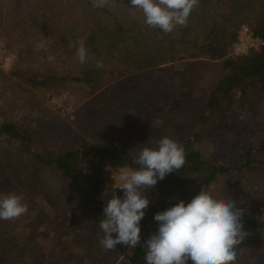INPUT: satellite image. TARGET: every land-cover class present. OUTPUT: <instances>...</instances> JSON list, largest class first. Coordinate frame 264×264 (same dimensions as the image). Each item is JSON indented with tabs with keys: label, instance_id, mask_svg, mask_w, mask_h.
Masks as SVG:
<instances>
[{
	"label": "rangeland",
	"instance_id": "1",
	"mask_svg": "<svg viewBox=\"0 0 264 264\" xmlns=\"http://www.w3.org/2000/svg\"><path fill=\"white\" fill-rule=\"evenodd\" d=\"M239 1L247 3L252 14L256 12L255 1ZM102 8L93 7V0H0V58L4 50L10 57L0 62V120L27 131L33 148L43 154L74 149L102 137L136 154L145 146L155 147L162 137L178 142L192 128L187 110L202 108L204 97L222 75L221 61L207 60L205 67H198L192 93L182 92L178 75L190 69V60L143 68L120 46L107 49L110 42L105 40L94 44L98 26L108 30L116 21L144 17L142 10L130 6V0H108ZM103 38L111 39L104 33ZM81 42L88 52L85 64L76 55ZM94 46H100L98 53ZM97 61H102V68H96ZM89 68L93 87L64 77ZM48 74L64 80L45 90L27 82L29 76ZM135 77L140 80L134 81ZM61 92L67 93L72 104L70 112L48 100ZM243 102L236 115L223 116L203 130L192 148L214 162L241 164L245 142L264 139V93L249 91ZM16 148L0 136V195L22 194L29 210L15 220H0L2 264L122 262V254L105 251L99 244L102 237L91 224L96 215H88L93 205L83 201L81 179L64 184L53 169L30 161ZM200 178L185 177L180 190L194 194ZM237 178L231 185L227 176L219 177L207 191L218 199L223 187L236 190L232 199L235 195L239 201L250 199L252 213L264 218V167H247ZM64 186L71 197L66 198L63 191L55 203L52 193ZM28 198L33 199V207ZM255 235L248 234L237 246L235 264H264V237Z\"/></svg>",
	"mask_w": 264,
	"mask_h": 264
},
{
	"label": "trees",
	"instance_id": "2",
	"mask_svg": "<svg viewBox=\"0 0 264 264\" xmlns=\"http://www.w3.org/2000/svg\"><path fill=\"white\" fill-rule=\"evenodd\" d=\"M253 1L256 2L254 14L250 12L251 9L247 10V3L243 1L199 0L198 5L188 17L187 25H178L170 33H165L158 27H149L143 17V19L135 18L129 22L116 21L108 30L104 26H98V32L92 36L94 44L103 43L105 40V42H110L106 45L107 49L120 46L121 49L128 50L129 57L143 68L159 67L179 60H190L191 63L188 64L194 68L190 70V67L188 71L185 70L178 75L179 82L182 84V92L192 93L195 85L193 81L198 77V67H205L207 60L221 61L222 69V75L216 85L204 97L203 107L196 112L191 110L186 112L192 119L190 123L192 128L186 137L178 141L185 150L186 163L177 172H172L163 180H158L162 199L140 224V245L136 248L117 245L115 250H110L111 253L123 255L124 260L118 264H146L144 259L146 249L141 245L150 234L158 230V222L153 219L155 213L171 207L179 200L188 203L203 188L207 191L208 185L219 177L227 176V183L233 185L238 182L237 175L245 168L264 167V139L254 138L252 144L246 141L244 160L236 165L206 159L203 152L192 148V145L201 137L203 130L209 129L223 116L236 115L237 108L243 105V97L249 91L264 93V44L260 50L250 51L243 56L231 54L232 43L236 40L242 24L248 25L253 33L262 38L264 42V0ZM102 10L107 11L106 8ZM103 33L105 37L109 36L111 39L103 38ZM94 47L98 53L100 46ZM128 51L125 53L129 54ZM64 77L74 82L87 83L88 87H93L94 84L92 82L94 81L93 70L90 68L82 69L77 75L67 74ZM64 77L58 78L51 74L29 76L27 82L37 86L40 90H45L55 86L56 83H62ZM133 80L139 81L140 79L135 77ZM0 136L6 139L8 144L25 152L30 161L53 169L64 184H67L68 180L81 179L83 189L85 188L82 193L83 201H88L93 205L89 204L91 209L88 215H96L91 224L96 225L98 235L103 238L104 233L99 227V221L104 219L103 206L113 196H123V192L112 187L111 169L123 164H129L134 168L139 167L135 164L136 153L125 147L117 146L107 137H102L97 142H84L83 145L74 149H64L58 153L47 151L43 154L33 148L31 136L27 131L2 119L0 120ZM199 175L201 178L198 182V190L194 194L188 196L185 190H180L185 177ZM66 187L61 188L59 192L52 193L55 203L60 200V194L63 191H65L66 198L71 197L72 192L65 190ZM235 191L223 187L218 197L233 200L237 207L244 209L242 222L248 234L255 233L258 238L264 237V218L252 213L253 202L250 199L245 198L239 201L236 195L232 199ZM172 192L176 195L173 196ZM29 202L32 207L35 205L33 199H29ZM244 242L245 238L241 244ZM98 253L101 254V252ZM0 264H2L1 259ZM188 264L192 262L188 261Z\"/></svg>",
	"mask_w": 264,
	"mask_h": 264
},
{
	"label": "clouds",
	"instance_id": "3",
	"mask_svg": "<svg viewBox=\"0 0 264 264\" xmlns=\"http://www.w3.org/2000/svg\"><path fill=\"white\" fill-rule=\"evenodd\" d=\"M108 0H93V7L102 8ZM199 0H130V6L142 10L145 23L170 33L176 26H186L191 11ZM76 55L81 64L88 61V52L81 42ZM102 68V61L96 62ZM186 163L185 150L169 137L145 146L136 154L139 167L119 168L115 181L123 190V198L113 196L103 206L104 219L99 221L105 251L117 245L136 248L141 241L140 221L148 208L144 191L152 189L166 175L177 172ZM23 195L11 192L0 195V220H15L28 212ZM244 209L233 200L214 198L204 188L185 203H177L155 213L158 230L144 241L146 264H235L236 248L248 235L242 217ZM115 234V235H113Z\"/></svg>",
	"mask_w": 264,
	"mask_h": 264
},
{
	"label": "built area",
	"instance_id": "4",
	"mask_svg": "<svg viewBox=\"0 0 264 264\" xmlns=\"http://www.w3.org/2000/svg\"><path fill=\"white\" fill-rule=\"evenodd\" d=\"M264 42L262 38L259 36L255 35L252 31V29L244 24L240 27V30L238 31V35L236 40L232 43L231 46V54L234 56H243L248 54L250 51H258L262 48ZM5 51V50H4ZM4 51H2V55L0 58V62H7L10 60V57L7 56V54H4ZM49 102L53 106H57L62 111L70 112L72 110V104L69 102L68 96L66 92H61L56 95H51L49 97ZM124 166H129L132 167L129 164H123V165H118L115 168L111 169V174L110 178L112 180V187L118 191L123 192L122 189H118L117 183L115 181V176L119 170V168L124 167ZM134 168V167H132ZM143 195H146L148 200H149V205L148 208L145 210V215L140 221V223L149 216L151 213L152 209L157 207L159 203L161 202L162 199V194L160 191V188L158 184H156L152 189L144 191L142 193ZM120 198H123L121 196Z\"/></svg>",
	"mask_w": 264,
	"mask_h": 264
}]
</instances>
